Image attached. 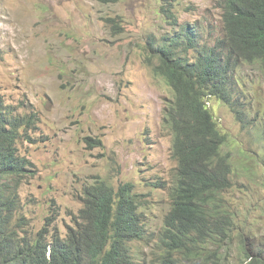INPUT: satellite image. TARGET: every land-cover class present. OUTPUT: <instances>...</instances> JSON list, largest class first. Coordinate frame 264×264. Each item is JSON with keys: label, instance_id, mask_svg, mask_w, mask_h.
<instances>
[{"label": "rangeland", "instance_id": "obj_1", "mask_svg": "<svg viewBox=\"0 0 264 264\" xmlns=\"http://www.w3.org/2000/svg\"><path fill=\"white\" fill-rule=\"evenodd\" d=\"M224 5L225 0H0V94L13 108L36 114L38 127L28 131L34 143L24 137L18 143L21 157L32 164L17 191L13 225L19 235L34 239L51 219V233L66 237L79 221L86 186L99 178L116 189L131 182L145 232L129 246L137 264L160 263L177 162L173 135L162 126L173 93L153 73L148 42L190 24L200 37L199 48L188 55L194 61L224 38ZM164 10L175 15L176 27ZM243 70L245 121L210 100L227 136L223 152L231 157L233 187L225 197L237 224L221 251L222 264H243L240 234L264 236V75L258 66ZM87 138L102 139L103 147H91ZM159 183L168 187H155ZM175 258L177 264H205L194 255Z\"/></svg>", "mask_w": 264, "mask_h": 264}, {"label": "trees", "instance_id": "obj_2", "mask_svg": "<svg viewBox=\"0 0 264 264\" xmlns=\"http://www.w3.org/2000/svg\"><path fill=\"white\" fill-rule=\"evenodd\" d=\"M164 11L171 27H176L175 15ZM223 23L224 38L204 48L194 61L188 55L199 48L200 37L190 24L148 42L153 73L166 80L173 92L162 126L174 136L172 156L177 162L159 264H177L176 255L222 264L221 251L237 225L225 197L233 187L231 157L223 152L227 136L206 98L223 102L238 121H245L243 69L258 66L264 75V0H225ZM114 29L121 28L114 25ZM36 130V114H17L0 95V264H137L129 243L144 239L145 223L131 182L116 189L99 178L86 186L79 221L69 227L66 237L51 233V219L34 239L19 235L13 225L17 191L32 164L21 157L18 143L23 137L34 143L28 131ZM86 140L93 148L103 147L100 138ZM240 239L243 264H264V236L240 234ZM212 247L216 250L210 252Z\"/></svg>", "mask_w": 264, "mask_h": 264}, {"label": "clouds", "instance_id": "obj_3", "mask_svg": "<svg viewBox=\"0 0 264 264\" xmlns=\"http://www.w3.org/2000/svg\"><path fill=\"white\" fill-rule=\"evenodd\" d=\"M173 93V92H172ZM1 95V94H0ZM2 96V95H1ZM3 98H4V96H2ZM173 97V96H172ZM171 97V98H172ZM212 99V97H207L206 98V104H207V107L208 108H211V100ZM216 99V98H215ZM4 101L6 102V100H5V98H4ZM219 101V100H218ZM6 104H8L7 102H6ZM8 105H10V104H8ZM11 106V105H10ZM23 109H25V108H23V107H20L19 109H17V114H21V113H29V112H24L25 110H23ZM23 110V111H22ZM213 111V110H212ZM214 113V112H213ZM215 115V114H214ZM216 117V116H215ZM172 134V133H171ZM173 135V134H172ZM173 139H174V136H173ZM172 153H173V148H172Z\"/></svg>", "mask_w": 264, "mask_h": 264}]
</instances>
